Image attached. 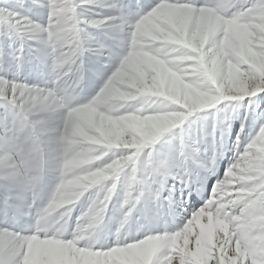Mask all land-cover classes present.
I'll use <instances>...</instances> for the list:
<instances>
[{
	"label": "snow or ice",
	"instance_id": "6c2138e0",
	"mask_svg": "<svg viewBox=\"0 0 264 264\" xmlns=\"http://www.w3.org/2000/svg\"><path fill=\"white\" fill-rule=\"evenodd\" d=\"M85 5L106 11L81 16L78 8ZM45 7L49 10L46 25L37 24L26 16L2 7L0 21H5L17 33H24L26 39H37L50 49L52 76L56 74L53 61L59 58L61 48L45 29L56 20L57 12L61 9L72 17L71 22L76 25L78 35L80 25L108 29L120 34L126 48L121 54L107 49L109 59L115 56L118 64L107 78L104 87L110 86L120 78L124 65L134 60L138 54V36L152 21L162 19L164 22V27L173 37L168 47L176 51L179 63H166L167 58L160 61L157 68L166 80L173 82V87L169 88L166 84L164 96L145 97L140 101L143 108L138 112L134 111L135 106L122 109V112L127 114L124 119L130 127L123 129L118 138H111L113 143L108 147L100 149L106 154L94 165L100 169L94 173V177L102 178L107 175L111 178V182L106 185L111 186L108 188V196H112L118 171L123 167L130 168L120 202V218L115 230L117 238L113 245L107 247H97L94 237L90 240L78 239L79 227L68 238L61 227L49 225L42 219V203L38 201L32 187L34 182L25 159L23 145L24 136L37 138L41 128L31 119L32 114L36 112L25 103L21 92L31 94L45 87L8 81L0 76V98L18 110L16 117L19 121L13 143L0 149V173L4 180L23 181L28 189H32L35 207L34 213H31L33 224L29 234L14 232L6 227L0 228V264H26L33 236L44 240L51 237L70 245L76 251L99 253L101 260L114 249L128 248L152 240L154 247L150 264H195L190 253L200 240V223L208 219L223 220L226 227L214 235L211 243L204 242L208 252L207 264H264V141L261 139L264 136V110L255 114L258 126L245 142H242L240 134H237L234 160L225 169L223 176L218 177L212 184L204 203L198 209L192 210L181 225L172 231L165 228L162 232L133 238L131 242L120 239L118 235L134 215L142 198L147 196L156 208L161 206L162 199H170L162 198L164 183L169 176L174 179L179 177L186 183V168L183 175H173L168 162L159 158L152 150L151 146L162 134L176 128L190 114L210 108L219 101H240L264 93V30L253 26L264 24V0H156L151 5L135 0V3L127 6L137 10L134 20L128 18L125 13L126 6L120 0H48ZM208 15L213 16L218 23L216 27L203 32L197 28V21ZM233 22L247 27L240 28L235 33L231 30L225 31V27ZM33 33L37 35L34 36ZM75 43L78 45L77 60L86 46L94 54H105L106 45L94 39L85 42L79 37ZM23 49L24 44L21 43L14 55L18 64L22 60ZM76 72H80L79 64L76 65ZM140 87L143 88L144 85ZM207 97H212V100L199 102L201 98ZM235 107L233 105V108ZM245 111L246 120L247 108ZM149 122L155 124L154 131L148 127ZM228 123L229 116L226 113L224 126L227 127ZM219 126V122L214 120L207 134L214 136L215 129ZM243 129L242 120L241 131ZM146 130L150 131L151 135H144ZM200 143L199 135L187 139L181 135L178 145L175 146L179 160L183 163L189 155L195 160L200 152ZM110 149L121 151L110 152ZM145 149L147 151L141 158L140 166L143 175L137 180V157ZM214 160L215 153L212 154L209 164L198 166L211 170ZM244 164L247 165V171L241 173L235 182L229 183L232 173ZM104 168L111 171L105 173ZM108 196H105L107 207L104 216L109 209ZM186 199L185 197L180 201L181 207ZM10 209L11 204L6 197L3 202L5 214ZM183 210L187 211L186 208ZM96 230L97 226L89 235ZM177 238L181 240L179 244Z\"/></svg>",
	"mask_w": 264,
	"mask_h": 264
},
{
	"label": "rangeland",
	"instance_id": "374dc122",
	"mask_svg": "<svg viewBox=\"0 0 264 264\" xmlns=\"http://www.w3.org/2000/svg\"><path fill=\"white\" fill-rule=\"evenodd\" d=\"M120 2L126 6L125 13L128 18L134 20L137 10L127 6L135 3V0H120ZM140 2L151 5L156 0H140ZM47 3L48 0H0V7L26 16L37 24L46 25L49 11L45 7ZM102 11L106 10L91 5L78 8V13L81 16H91ZM79 27V37L82 41L89 42L94 39L106 45L103 55L94 54L86 46L76 61V65H80L78 74L80 83L77 88L76 102L83 103L98 91L118 64L115 56L109 59L107 49L121 54L125 51L126 45L122 42L120 34L108 29H98L88 25H80ZM32 35L37 34L33 33ZM21 43L24 44L23 57L18 64L14 55ZM51 65L52 58L47 46L37 39H26L24 33H17L5 21H0V76L8 81L24 82L29 86L51 88L53 87ZM143 99L145 97H137L128 101L124 108L139 107L140 101ZM233 105L236 107L233 108ZM246 108L247 119L245 120ZM261 110H264V93L243 98L240 101H219L210 108L200 109L190 114L176 128L162 134L151 146L152 150L159 158L168 162L173 175L177 173L183 175L186 168V183L182 182L179 177L174 179L173 176H169L164 183L162 198L170 197V199H162L159 208H156L147 196L142 198L134 215L118 234L119 238L131 242L133 238H142L145 234L162 232L165 228L172 231L181 225L192 210L198 209L204 203L212 184L218 177L223 176L225 169L234 160L237 134L239 133L241 141L245 142L258 126L255 114ZM17 111L13 105L0 98V149H4L13 143L15 129L19 127V121L16 117ZM226 113L229 116L227 127L224 126ZM31 119L41 128L38 142L44 150L45 163L35 191L38 201L43 203L50 196L59 177L55 140L62 113L56 110H46L33 113ZM214 120L219 122L220 126L215 129L213 136L207 134V130ZM242 120L244 121L243 131H241ZM148 127L154 131L156 126L149 122ZM121 132L122 129L120 128H112L106 135L110 138H118ZM144 135H151V132L146 130ZM181 135L186 139L199 135L201 139L200 152L195 160L191 155L183 163L179 160L175 146L178 145ZM109 151L119 152L121 150L110 149ZM146 151L147 149L143 150L137 157V180L141 179L143 175L140 166L141 158L144 157ZM213 153H215V160L211 170L198 166L209 164ZM129 173L130 168L128 167H123L118 171L109 209L106 211L101 224L97 226V230L85 237V240L94 237L97 247L111 246L117 238L115 230L120 218V202L124 182ZM110 182L111 178L103 181L101 185L94 186L82 195L73 207L67 222L59 226L63 229L66 237H71L77 226V217L90 199ZM6 197L9 198L11 204V209L7 214L3 210V202ZM185 197L187 198L186 202L181 207L180 201L184 200ZM184 208L187 211H184ZM34 211L32 191L25 186L23 181H6L0 173V228L6 227L14 232L29 234L33 224L31 213ZM220 230L221 226L214 220L208 219L204 223L202 222V225L200 224V240L196 248L190 253L195 264H207L208 252L207 248L204 247V242L211 243L214 235ZM180 242V238H177V243ZM153 247L154 241L148 240L128 248L114 249L106 254L105 259L101 260L99 253L76 251L70 245L53 239H33L29 258L31 264H150Z\"/></svg>",
	"mask_w": 264,
	"mask_h": 264
},
{
	"label": "clouds",
	"instance_id": "9594fccd",
	"mask_svg": "<svg viewBox=\"0 0 264 264\" xmlns=\"http://www.w3.org/2000/svg\"><path fill=\"white\" fill-rule=\"evenodd\" d=\"M71 21L72 17L61 9L57 12L56 20L49 28L45 29L61 48L58 53L59 58L53 61L56 73L53 75V87L42 88L31 94L21 92L25 103L36 113L46 110H56L62 113L55 140L59 177L50 196L41 204L42 219L53 226L65 224L82 195L110 178L107 175L95 178L94 173L100 169L94 165L106 154L100 149L113 143L106 133L112 128L123 130L128 127L124 119L127 114L122 112L125 103L138 96L151 98L166 95L165 85L167 84L171 88L173 82L166 80L157 65L165 58H167L166 63H179L176 51L168 47L173 37L164 27V22L162 19L152 21L139 34L138 54L132 62L124 65L121 77L108 87H104L103 84L86 102H76L80 76L74 67L78 58V45L75 42L79 39V35L76 25ZM217 23L213 16L208 15L198 19L197 28L207 32L216 27ZM253 26L264 30V24H254ZM244 27L247 26L233 22L225 27V31L231 30L235 33ZM149 81L151 83H148ZM140 85H144V87L141 88ZM211 100L212 97H207L201 98L199 102L205 103ZM142 108L143 105H140L135 107L134 111L138 112ZM261 139L264 141V136ZM23 145L25 159L34 182L32 187L36 190L45 163L44 150L38 142V137L24 136ZM110 171V169L104 168L105 173ZM246 171V164L239 166L237 171L232 173L229 183L235 182L240 178V174ZM109 187L111 186H104L100 191H97L77 217L79 224L74 232L79 227L78 239H85L91 230L102 222L107 207L105 196H108ZM30 190L32 191V189ZM108 198L111 197L108 196ZM217 223L221 229L226 227L223 220H218ZM33 239L44 240L38 236H33ZM48 240H52V238L49 237ZM31 247L30 244L29 248L31 249ZM26 264H31L30 258L27 259Z\"/></svg>",
	"mask_w": 264,
	"mask_h": 264
},
{
	"label": "bare ground",
	"instance_id": "6f19581e",
	"mask_svg": "<svg viewBox=\"0 0 264 264\" xmlns=\"http://www.w3.org/2000/svg\"><path fill=\"white\" fill-rule=\"evenodd\" d=\"M198 219V222H199V218H197ZM204 223V222H203ZM201 225H202V222L200 223Z\"/></svg>",
	"mask_w": 264,
	"mask_h": 264
}]
</instances>
